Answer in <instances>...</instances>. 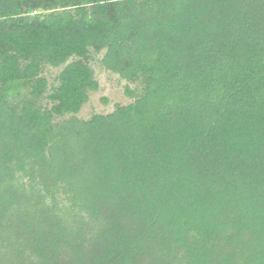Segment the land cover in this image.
I'll return each instance as SVG.
<instances>
[{
  "label": "trees",
  "instance_id": "1",
  "mask_svg": "<svg viewBox=\"0 0 264 264\" xmlns=\"http://www.w3.org/2000/svg\"><path fill=\"white\" fill-rule=\"evenodd\" d=\"M0 264H264V0H0Z\"/></svg>",
  "mask_w": 264,
  "mask_h": 264
},
{
  "label": "rangeland",
  "instance_id": "2",
  "mask_svg": "<svg viewBox=\"0 0 264 264\" xmlns=\"http://www.w3.org/2000/svg\"><path fill=\"white\" fill-rule=\"evenodd\" d=\"M101 58V55L97 56L92 63L100 89L98 92L91 93L90 101L78 114V117L83 120H88L95 114L111 113L117 104L127 105L132 102L125 94L126 86L129 83L117 74L107 71L100 62ZM60 71V68L46 67L44 75L48 78L51 85L56 83V78Z\"/></svg>",
  "mask_w": 264,
  "mask_h": 264
}]
</instances>
